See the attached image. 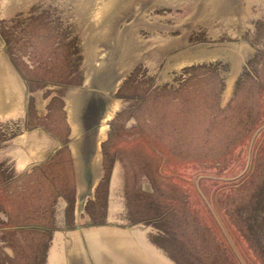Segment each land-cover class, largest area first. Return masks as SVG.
<instances>
[{
    "label": "rangeland",
    "instance_id": "374dc122",
    "mask_svg": "<svg viewBox=\"0 0 264 264\" xmlns=\"http://www.w3.org/2000/svg\"><path fill=\"white\" fill-rule=\"evenodd\" d=\"M0 52L24 87L0 149L41 130L61 156L87 91L107 95L91 98L107 105L88 224L139 231L173 264H264V0H0ZM76 164L0 163V264H46L51 230L82 227L51 221L74 210Z\"/></svg>",
    "mask_w": 264,
    "mask_h": 264
},
{
    "label": "crops",
    "instance_id": "0c3cea01",
    "mask_svg": "<svg viewBox=\"0 0 264 264\" xmlns=\"http://www.w3.org/2000/svg\"><path fill=\"white\" fill-rule=\"evenodd\" d=\"M168 43L171 44L173 42L168 41L165 44L167 45ZM159 50L160 47L156 49V51L160 52ZM92 78V82L97 81L95 78H93L94 80ZM23 88V81L20 79L18 72L11 69L10 65L7 64L6 58L0 52L1 117L2 115H8V113L17 117L24 115L22 113L24 108L22 107L21 100V89ZM95 94L107 96L104 92L92 88L87 91L82 104L78 105L77 111H75L77 133L71 139L75 141V145L70 150L66 149L65 153L61 156H57L58 151L62 149L61 141L56 139L55 136L41 130L34 134L21 131L20 133L22 134L18 137L15 136L7 139L8 146L1 147L0 149V153L4 152L5 156H0V163L6 164L8 170H12V174L25 175L30 169L57 157L67 160L72 159L74 164L77 163V174H80V178L83 177L82 184L84 185L82 186L81 184L78 192H76L77 201L74 210L66 214L65 203L59 201L55 211L56 214H54L51 221L57 222V224L70 220L76 223L83 221L84 224L80 229H78V224H76L71 229H67L64 226L63 228L51 230L49 247L45 258L46 264H86V262L88 264H173L167 257L150 247L139 231L126 230L114 227L111 224L97 226L86 222L87 219L82 213V208L85 198L90 191L89 175L91 171L90 166L93 165L92 162L96 154V129L100 121V114L103 108L106 109L107 105L105 102L104 104L102 102H94L91 98ZM11 109H14L13 113ZM80 109H83L85 113L82 112L80 114ZM91 117H95V121H92L94 119ZM90 126L93 129L92 138L89 135L92 131H90ZM90 140H92V144L88 145L91 143ZM30 143L32 145H29ZM25 145L28 146L25 147ZM28 219L26 218V220ZM39 220L44 219L40 218ZM74 245L76 246L75 248H78L75 249Z\"/></svg>",
    "mask_w": 264,
    "mask_h": 264
},
{
    "label": "bare ground",
    "instance_id": "6f19581e",
    "mask_svg": "<svg viewBox=\"0 0 264 264\" xmlns=\"http://www.w3.org/2000/svg\"><path fill=\"white\" fill-rule=\"evenodd\" d=\"M186 18H187V17H186ZM174 43H175V42H174ZM176 44H177V43H176ZM176 46H177V45H176ZM177 47H178V46H177ZM181 47H182V46H181ZM173 51H174V50H173ZM166 54H167V53H166ZM164 57H165V56H164ZM105 58H106V57H105ZM161 59H162V58H161ZM100 60H101V59H100ZM104 61H105V60H104ZM102 65H103V64H102ZM190 65H191V64H190ZM100 70H101V69H100ZM79 87H80V86H79ZM113 96H114V95H113ZM43 106H44V105H43ZM120 109H121V108H120ZM92 113H93V112H92ZM81 117H82V116H81ZM84 117H85V116H84ZM82 118H83V117H82ZM91 118L94 119L95 117H94V118L91 117ZM87 119H88V118H87ZM86 121H87V120H86ZM92 121H95V119L92 120ZM92 121H91V122H92ZM86 123H90V122H86ZM91 125H92V124H91ZM88 126H89V125H88ZM92 127H93V126H92ZM91 130H92V129H91ZM90 133H91V134H89V135L91 136V135H92V131H91ZM42 134H43V133H42ZM85 134H86V133H85ZM85 134H84V135H85ZM89 135H88V136H89ZM88 138H89V137H88ZM91 138H92V136H91ZM91 138H90V139H91ZM86 141H87V140H86ZM91 141H92V140H90V142H91ZM88 143H89V142H88ZM99 143H100V142H99ZM91 144H92V142L89 143L88 145H91ZM86 145H87V143H86ZM99 146H100V145H99ZM87 152H88V151H87ZM85 160H86V159H85ZM100 162H101V160H100ZM99 180H100V179H99ZM96 182H97V181H96ZM92 188H93V187H92ZM92 191H93V190H92ZM102 239H103V238H102ZM100 242H101V241H100ZM75 247H76V246L74 245V248H75ZM79 247H80V246H79ZM100 247H101V246H100ZM77 248H78V247H77ZM77 248H75V249H77ZM58 250H59V249H58ZM71 252H72V251H71ZM74 252H75V251H74ZM74 252H73V253H74Z\"/></svg>",
    "mask_w": 264,
    "mask_h": 264
}]
</instances>
